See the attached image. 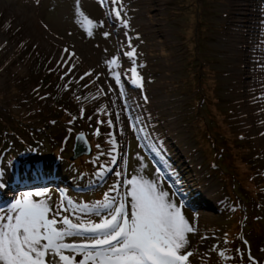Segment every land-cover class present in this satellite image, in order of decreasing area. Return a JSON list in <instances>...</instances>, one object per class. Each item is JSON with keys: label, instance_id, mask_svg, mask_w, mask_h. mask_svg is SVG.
Returning <instances> with one entry per match:
<instances>
[{"label": "rangeland", "instance_id": "rangeland-1", "mask_svg": "<svg viewBox=\"0 0 264 264\" xmlns=\"http://www.w3.org/2000/svg\"><path fill=\"white\" fill-rule=\"evenodd\" d=\"M123 4L141 65L138 71L145 78L144 88L133 96L147 95L148 103H140L154 131L151 136L147 128L134 132L125 119L119 137L122 159L115 167L128 178H152L156 168L161 170L165 189L186 202L185 216L197 230L190 234L197 251L192 264H248L245 239L264 264V0ZM86 17L96 22L91 38L85 31ZM101 20L102 29L96 26ZM104 31L111 32L107 40ZM124 31L113 17L111 0H103V5L100 0H79V8L77 0H0V156L15 161L8 189L0 192V207L15 192L41 186L50 188L53 206L60 200L57 186L65 200L93 204L115 182L110 174L100 187H89L99 168L74 158V137L63 159L57 157L67 119L80 115L83 100L74 98L72 90L85 91L88 83L94 90L83 103L85 119L76 121L75 132H84L93 146L109 150L106 123L99 125L101 137L91 133L97 120L107 121L106 109L114 107L103 72L105 60L124 45ZM65 47L75 53L74 77L56 67ZM90 69L101 79L88 76L77 83ZM69 79L74 86L65 90ZM87 116L94 118L89 122ZM156 136L163 141L162 149L154 143ZM107 161L104 156L99 163ZM77 175L79 179H73ZM206 212L210 217L201 216ZM68 215L76 222V216ZM80 216L85 222L102 219ZM212 245L217 248L211 250ZM237 248L245 251L243 260Z\"/></svg>", "mask_w": 264, "mask_h": 264}, {"label": "snow or ice", "instance_id": "snow-or-ice-1", "mask_svg": "<svg viewBox=\"0 0 264 264\" xmlns=\"http://www.w3.org/2000/svg\"><path fill=\"white\" fill-rule=\"evenodd\" d=\"M100 2L103 5V0ZM111 7L114 19L126 30L125 43L117 54L105 60L103 76L109 81L108 93L115 97L112 99L114 107L106 109L107 121L97 120L98 126L91 134L101 137L99 125L106 123L110 148L105 152L100 144L96 145L97 156L93 163L97 164L99 170L89 187L93 190L100 187L110 174L116 180L102 199L93 204H79L71 198L65 200V192L60 186H57L60 200L55 206L50 202V188L47 186L15 192L7 205L0 207V264H192V258L197 255L190 240V234L197 230L185 216L186 202L182 198L177 199V193L165 189L161 170L156 168L152 178L141 174H133L128 178L115 167L122 159L119 137L124 132L125 119L126 127L134 132H145L147 128L146 135L151 136L154 129L148 124V116L144 115L140 103L141 100L148 103L147 95L138 98L133 96L144 88L145 78L138 71L141 65L137 63V48L129 34L131 21L127 18L123 0H111ZM95 23L87 19L85 31L89 38L94 35L91 26ZM96 26L102 29L105 21H99ZM102 35L107 40L111 32L104 31ZM135 39H139V36ZM63 53L56 67L63 68L66 76L74 77L76 65L72 60L75 53L68 47L64 48ZM88 76H95L96 81L101 79L100 73L90 69L79 77L77 83ZM70 84L71 79L64 86L65 90ZM35 91L39 92L38 89ZM40 98L47 99L46 96ZM86 118L91 122L94 117ZM78 119H85L84 108L80 109L79 116L73 115L68 121L67 134L61 141V156L57 159H63L62 154L73 137L82 144V152L91 153L85 134L75 132ZM50 123L55 125L57 122L52 120ZM153 139L161 149L164 147L159 136ZM78 150L74 144L73 151ZM104 156L108 157V161L99 163ZM14 164L15 161L8 159L6 154L0 156V192L8 189L7 178ZM73 179H79V176ZM68 213L76 216V222L69 218ZM80 214L102 219L98 223L85 222ZM68 238H83L86 242H66ZM201 239L207 240V237ZM228 243L225 238L224 244ZM242 244L247 248L248 264H262L253 256L246 239ZM216 248L217 245H212L211 250ZM261 251L264 252V249ZM236 254L243 260L245 251L237 248ZM219 255L223 257L225 252L220 251Z\"/></svg>", "mask_w": 264, "mask_h": 264}, {"label": "water", "instance_id": "water-1", "mask_svg": "<svg viewBox=\"0 0 264 264\" xmlns=\"http://www.w3.org/2000/svg\"><path fill=\"white\" fill-rule=\"evenodd\" d=\"M85 137H86V135H85ZM86 139H87V137H86ZM90 145V144H89ZM76 147H77V149H79L78 151H76L75 152V156L77 157V156H80V155H82V154H88V153H84V152H82V148H83V146H82V144L80 143V142H76ZM92 149V148H91ZM56 185H58V184H56Z\"/></svg>", "mask_w": 264, "mask_h": 264}, {"label": "trees", "instance_id": "trees-1", "mask_svg": "<svg viewBox=\"0 0 264 264\" xmlns=\"http://www.w3.org/2000/svg\"><path fill=\"white\" fill-rule=\"evenodd\" d=\"M56 73H57V75H58V71H56ZM60 78V77H59ZM61 79V78H60ZM72 92H73V97L74 98H77L78 97V94H80V92H78V90L77 89H75V88H73V90H72ZM62 103L60 102V106H63L64 105V103L61 105ZM62 108H64V107H62ZM72 114H71V117L69 118V119H67V120H70L71 118H72Z\"/></svg>", "mask_w": 264, "mask_h": 264}, {"label": "bare ground", "instance_id": "bare-ground-1", "mask_svg": "<svg viewBox=\"0 0 264 264\" xmlns=\"http://www.w3.org/2000/svg\"><path fill=\"white\" fill-rule=\"evenodd\" d=\"M154 135H157V134H154ZM201 216H209V214H208V212H206V213H201ZM210 217V216H209Z\"/></svg>", "mask_w": 264, "mask_h": 264}]
</instances>
